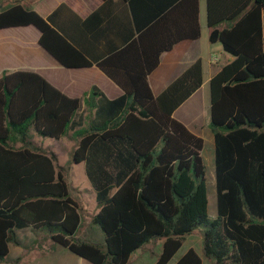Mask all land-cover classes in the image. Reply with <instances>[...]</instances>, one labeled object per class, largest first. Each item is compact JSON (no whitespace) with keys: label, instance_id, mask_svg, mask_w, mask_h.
Instances as JSON below:
<instances>
[{"label":"trees","instance_id":"obj_1","mask_svg":"<svg viewBox=\"0 0 264 264\" xmlns=\"http://www.w3.org/2000/svg\"><path fill=\"white\" fill-rule=\"evenodd\" d=\"M20 1L0 11V29L36 27L40 45L60 64H95L122 94L109 99L92 86L82 98L69 97L38 73H1L0 260L10 243L19 244L16 230L31 227L92 264H128L134 251L160 238L154 264H167L184 236L200 229L202 257L214 264H264V0H206L208 40L233 57L209 80L213 218L204 139L173 116L201 86V60L158 95L148 82L162 52L200 36L198 0H103L81 25L105 31L118 25L127 34L121 47L98 51ZM179 9L183 26L167 27ZM82 104L92 113L86 123L79 115ZM176 114L186 120L196 115L189 103ZM68 132L76 140L72 160L83 162L95 191L99 209L91 223L103 241L86 240L84 231L82 239L75 237L79 205L56 169V154L32 140ZM202 257L189 247L174 264H203Z\"/></svg>","mask_w":264,"mask_h":264},{"label":"crops","instance_id":"obj_2","mask_svg":"<svg viewBox=\"0 0 264 264\" xmlns=\"http://www.w3.org/2000/svg\"><path fill=\"white\" fill-rule=\"evenodd\" d=\"M22 1H20L21 4H23ZM28 1H32L36 4L45 2L42 3L39 8L34 7L33 9L36 10L44 18L51 16L50 21L52 26L60 32H65L73 35L75 41L79 44L85 45L86 42H91L93 46H95L94 51H98L101 47L104 49L121 47L123 43L121 42V39L127 34V30L121 29L118 25H113V27H110V29H107L106 31L105 29H103L102 26L99 25L91 27L90 25H87V28L81 25L82 20H84L90 13H92L94 10L98 9L104 4L103 0ZM115 7L118 8V6ZM204 16L206 19V0H198V20L200 25V36L197 39L181 40L180 42L176 43L171 50L162 52L160 55L158 66L148 76V82L153 94L158 95L191 63H193L196 59L201 60L203 73V82L201 86L193 94H191L173 113V116L179 121H181L183 124H185L190 130L192 129V132L195 131L194 123L199 119V106H201L200 100L198 99L199 92L204 90L205 94L209 95L210 78L219 70V68L223 64L229 62L233 58L223 49L222 50L224 53L221 51H215L217 50L216 47L214 50H212L211 46L214 43H210L208 40V27L205 34V38L207 40L206 45L204 51H202V17ZM184 21V11L183 9H179V11L175 13V15L170 17V19L167 21V27L175 26L178 30L180 26H183ZM91 35H95V38H91ZM39 37V30L32 25L7 27L0 29V75L3 71H32L43 76L50 84H52L54 87H56L69 97L82 98L84 93L88 92L92 86H97L109 99H114L122 94L121 88L116 83H114L108 76H106L95 64L86 67H66L60 64L49 52H47L46 49H44V47L40 45ZM94 51L91 53L95 54ZM226 53L228 55H226ZM216 56L218 57V61L213 62L212 60ZM219 61L221 63V66L218 63ZM187 103H189V107L193 112V116L196 114L192 120H186L181 115L176 114V111ZM84 108L85 105L82 104L81 109ZM48 152L54 151L48 150ZM85 186L86 187L84 188L86 190V193L77 195V197L72 196V198L78 203L80 208L81 221L78 229L81 227V225L84 223V220L86 219L87 221L83 225L81 232H86L87 238L85 239L91 241H103L102 234L98 231L97 227L91 223L92 216L99 209L95 199V191L91 187L93 189L92 191L88 187V185H86V183ZM25 228H30L33 232L42 231L41 229H34L31 227ZM51 241L53 240L51 239ZM149 242L145 243L143 246L138 248L130 255L128 264H131V260L133 258L134 260H136V258L139 259L137 261V264L155 263L158 255L161 252L163 239H160L161 246L159 247V250L153 259L145 257L143 253H141L142 251H140L142 250V248H146ZM54 243L59 248H64L65 250H68L67 248L59 245L58 243ZM25 244L27 243H24L20 240L19 244L10 243L8 254L2 260H0V264H41L42 261L44 264L46 262L52 261V254L50 252H28L21 250L17 254V256L10 257L11 245L23 246ZM201 247L195 250L202 257ZM188 248H186L184 252ZM184 252H182V254ZM179 257L174 259V262L172 264H174ZM205 259L207 258L202 257L203 264ZM171 260L169 262H171ZM208 260L209 259H207V261ZM209 262H211V264H214L211 260H209ZM79 263L92 264L86 259L80 260Z\"/></svg>","mask_w":264,"mask_h":264},{"label":"rangeland","instance_id":"obj_3","mask_svg":"<svg viewBox=\"0 0 264 264\" xmlns=\"http://www.w3.org/2000/svg\"><path fill=\"white\" fill-rule=\"evenodd\" d=\"M15 0H0V10L12 5ZM22 3L25 6H30L32 8H39L42 3H33L32 1L24 0ZM207 26L205 16L202 17V37H201V49L204 51L206 45V34ZM211 46V45H210ZM212 50L217 48L215 51L223 52L221 46L218 43L212 44ZM224 53V52H223ZM226 55H228L226 53ZM222 62V60H221ZM221 64L220 61L218 62ZM221 66V65H220ZM198 99L200 100L201 106L199 109V121L197 120L194 124V132L201 136L204 139V147L202 149V157L206 166V184H207V196H208V216L213 218L216 216V198H215V179H214V150H213V136L209 126L210 116H209V95L205 94L204 90L199 92ZM202 99V100H201ZM91 111L87 108L81 109L79 112L80 117L83 120V123H86L91 116ZM192 130V129H191ZM32 140L36 146L45 151H54L56 153V169L60 170L63 175H65L66 180L68 181L71 195L77 197V195L86 193L84 187L85 183L93 191L90 186V183L84 172V164L75 163L72 160V154L76 146V140L70 136V132L67 135L62 136L60 139H52L46 137H40L33 135ZM18 145V144H17ZM86 219L81 227L75 234L76 238H83L82 228L86 223ZM17 238L27 243L25 245L15 246L11 245L10 257H15L17 254L23 250L28 252H50L52 254V261L46 262L44 264H80V260L83 258L65 250L64 248H59L47 235L45 231L33 232L30 228H24L16 230ZM160 244V239H152L146 248H142L141 253L147 258L153 259L157 254ZM202 246V233L200 229L194 230L192 233L185 235L182 246L178 252L174 255L171 262L172 264L174 259L179 257L182 252L188 247H193L198 249ZM58 248V249H57ZM202 248V247H201ZM202 252V251H201ZM139 259L134 258L131 260V264H137ZM86 262V261H85ZM87 263V262H86ZM211 264L209 260H204V264ZM43 264V261L41 262Z\"/></svg>","mask_w":264,"mask_h":264},{"label":"built area","instance_id":"obj_4","mask_svg":"<svg viewBox=\"0 0 264 264\" xmlns=\"http://www.w3.org/2000/svg\"><path fill=\"white\" fill-rule=\"evenodd\" d=\"M213 62H217L218 61V57H214V59L212 60Z\"/></svg>","mask_w":264,"mask_h":264}]
</instances>
